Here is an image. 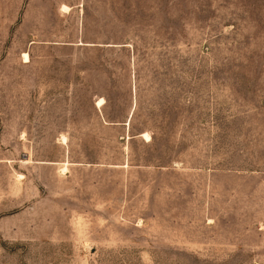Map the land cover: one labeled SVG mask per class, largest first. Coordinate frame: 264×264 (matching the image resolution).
Listing matches in <instances>:
<instances>
[{
	"label": "rangeland",
	"instance_id": "obj_1",
	"mask_svg": "<svg viewBox=\"0 0 264 264\" xmlns=\"http://www.w3.org/2000/svg\"><path fill=\"white\" fill-rule=\"evenodd\" d=\"M0 264H264V0H0Z\"/></svg>",
	"mask_w": 264,
	"mask_h": 264
},
{
	"label": "bare ground",
	"instance_id": "obj_2",
	"mask_svg": "<svg viewBox=\"0 0 264 264\" xmlns=\"http://www.w3.org/2000/svg\"><path fill=\"white\" fill-rule=\"evenodd\" d=\"M63 6H65V5H63ZM62 6V7H63ZM66 8V7H65ZM28 55H27V53H24V56L23 57H27ZM103 102V99L102 98H99L98 100H97V105H100V103H102ZM102 105V104H101ZM142 136H148L147 137V139L149 138V135L147 134V133H143L142 134ZM143 138H145V137H143Z\"/></svg>",
	"mask_w": 264,
	"mask_h": 264
}]
</instances>
